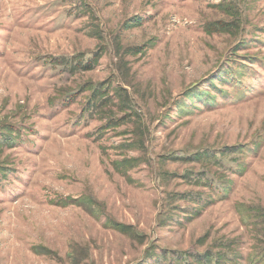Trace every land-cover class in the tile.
<instances>
[{
    "label": "rangeland",
    "instance_id": "1",
    "mask_svg": "<svg viewBox=\"0 0 264 264\" xmlns=\"http://www.w3.org/2000/svg\"><path fill=\"white\" fill-rule=\"evenodd\" d=\"M219 1L0 0V128L22 132L0 147L13 169L0 178V264H68L32 248L64 257L70 241L88 247L80 264H248L263 251L264 0ZM216 20L236 26L206 33ZM95 53L91 69H70ZM100 83L113 104L122 85L150 123L127 153L143 159L131 182L109 163L123 127L93 137L103 121L85 106ZM84 189L144 243L52 203Z\"/></svg>",
    "mask_w": 264,
    "mask_h": 264
},
{
    "label": "trees",
    "instance_id": "2",
    "mask_svg": "<svg viewBox=\"0 0 264 264\" xmlns=\"http://www.w3.org/2000/svg\"><path fill=\"white\" fill-rule=\"evenodd\" d=\"M229 1V0H228ZM230 2V3H229ZM226 0H220L218 4L215 6L220 7V10L222 11H229L232 7L236 11V5ZM220 11V12H222ZM225 13V12H223ZM226 14V13H225ZM227 15V14H226ZM228 16V15H227ZM237 19V15L235 16ZM233 17H231V20ZM238 21V19H237ZM137 22V21H136ZM211 25L208 26V29H206V33L212 34L215 32H221V31H227L231 27V24L233 26L235 25V22L231 23L229 21L224 20H216L209 22ZM230 26L228 27V25ZM224 26L221 27L220 26ZM240 28V27H239ZM100 54V52H99ZM99 54L95 53L92 54L89 59L86 61L78 60L77 62H70V69H82V70H88L91 69L96 60L99 58ZM64 64H68V62L62 61ZM229 70L227 71L226 75H229ZM224 77V76H223ZM109 86V85H108ZM105 84H99L97 87L94 85L91 87L90 94L88 96V104L86 105V109H91L94 114L97 115V118L102 120V124L99 128H97L96 135L93 134L94 139H98L99 136H101L105 131L108 129H112L114 131H117L118 128L123 127L121 130L114 132V136L121 137L119 142L117 144H109L108 147L114 151L119 152L118 158H113L109 160V163L111 164L113 170L124 177V179L127 182H131L132 178L129 174V171L132 170L137 165H140L143 162V159L135 156L128 155L127 153L130 150H141L145 148V141L142 139L144 132L148 131V126L150 123H145L144 120H142L139 116V114H136V111L131 107L129 99L127 100L126 90L122 85H118V87L113 88V93L115 96H117L118 100L117 102H114L112 98H110L107 94V96H104V92L106 91ZM191 91V90H190ZM192 92H187L186 95ZM204 93L209 92H200V95H204ZM210 95V94H209ZM129 98V97H128ZM63 102L66 101L64 98L62 100ZM70 101V99H69ZM112 103V104H111ZM117 106V110L114 111L113 106ZM181 109H183L181 107ZM21 130L20 127H18L16 124H11L9 122H4L2 127L0 128V147L3 146H13L21 139ZM95 133V132H94ZM103 149L106 151V147L103 146ZM13 171L12 168L9 166L2 164L0 165V178L7 176ZM81 194H78V196H69V194L66 196H62L61 198H58L56 201H53V205L57 207H65L69 205H74L77 207H80L82 210L87 212V214L91 215L93 218L101 221L102 226L106 229L113 230L130 240L142 244L145 240V235L141 232L137 231V229L128 223H124L122 221H119L115 219L110 213L107 212L105 204L97 198L95 195L92 194V192H88L87 189H84L80 192ZM226 193V190L221 189L216 192L217 196H222ZM51 203V204H52ZM242 214V209L239 208L238 210ZM262 213V211H261ZM260 216L259 222H261L256 227L259 228L260 236H258V241L262 243L261 239L264 240V213ZM243 216L250 215L251 217H254L255 219L258 218V215L256 214H242ZM141 233V234H140ZM262 234V235H261ZM261 238V239H260ZM148 251V249H147ZM32 252H34L37 255L45 256L46 258L57 261V262H65L68 264H80L81 262H84V260L88 257V247L86 246H78L74 242H68V248L65 252L64 257L60 256L55 250L49 249L46 246H39L37 248L33 247ZM258 252V253H257ZM256 253H248L245 261H247L248 264H264V246L263 251ZM153 254L146 253L143 257L148 259L152 257ZM206 255H209L208 253L205 254L203 257H207ZM210 256L208 257L209 261L211 260ZM222 262H229V264H239L238 261H233L232 255L226 256L224 259H222ZM197 259L198 264H202V261ZM214 264H220V260L217 261V259H214L212 261ZM211 262V263H212ZM208 264H210L208 262ZM241 264V263H240Z\"/></svg>",
    "mask_w": 264,
    "mask_h": 264
}]
</instances>
